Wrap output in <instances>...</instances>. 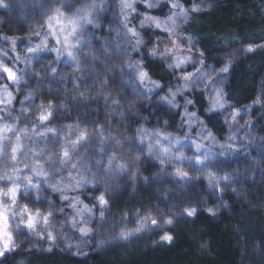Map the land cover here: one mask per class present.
Segmentation results:
<instances>
[{
	"label": "trees",
	"instance_id": "16d2710c",
	"mask_svg": "<svg viewBox=\"0 0 264 264\" xmlns=\"http://www.w3.org/2000/svg\"><path fill=\"white\" fill-rule=\"evenodd\" d=\"M111 1L3 0L0 3V52L1 49L6 50V55L20 70H27L22 87L35 97V104L30 108L35 116L42 107L46 108L51 103L53 112L58 110L73 120L66 131L55 127V133L47 134L45 138L55 142L50 153L45 151L44 146H28L29 149H42L46 155L55 154L56 148L68 145L71 135L76 132L74 137L79 135L77 128L86 129L88 138L82 142L80 156L88 161L89 175L90 172L98 173L97 161L104 155L106 158L99 165L103 169L99 172L100 176L108 167V155H116L118 161L126 165L119 174L126 183L118 185L110 201L111 209L122 213L160 208L167 210L165 198L158 195L161 190L156 183V175L167 168L154 161L146 151L152 143L153 133L174 134V138L180 141L195 138L208 146L218 145L226 152H237L245 135L240 131L236 142H229L230 128L224 120V113L209 111V91L196 87L193 80L189 81V87L182 94L176 96V107L163 101L161 97L184 85L181 75L196 70L200 62L196 59L195 65L188 63L183 69H169L168 64L174 63V60L154 58L149 51L159 40L177 39L184 50L196 54L194 58L203 53L205 69L217 70L224 67L228 57L240 52L231 61L229 71L224 75L226 80L221 83L224 112L259 100L260 107L253 112L255 139L264 142V0H157L151 8L146 4H152V0H128L134 4L136 12L123 9L125 0H113L115 7H111V17L105 25L100 24L84 32L86 43L78 54V64L71 63L67 57V61L64 58L57 60L56 53L48 50L41 52V61L34 64H25L18 59L27 55L21 46L40 42L47 28L45 21L51 7L72 13L94 4L105 3L110 7ZM174 2L181 4L188 16L171 36L154 25L139 27L145 15L168 19L175 12L171 7ZM208 2L212 6H201ZM194 5L200 11L192 12ZM122 12L128 14V26L137 28L144 44L139 50L119 58L111 56L104 37L108 26L127 32ZM97 31H100L98 35ZM37 32L40 36L35 34ZM126 36L128 40L132 39L130 34ZM48 47H57L51 34ZM248 47H252L253 51L244 53ZM51 56L55 57L54 61L49 60ZM137 61L148 72L150 80L161 85L160 88L152 87L147 81L141 83L136 72L127 67ZM43 64L55 66L56 82L49 80L51 77L48 79ZM0 77V86L7 84L12 93L15 111L24 101V94L8 81L2 71ZM123 89L130 90L126 99L115 97L114 94ZM187 100L192 103L188 104ZM127 101L132 102L131 110L122 108ZM186 112L195 113L190 125ZM138 130L147 133L143 144L140 143L141 131ZM124 147L129 152L119 151ZM142 148L145 151H141ZM253 156L256 163L254 170L239 179L237 191L226 199L222 208L213 211L214 214L209 210L195 212L193 216L183 214L165 231L172 237L170 242L162 240L157 234L139 242L113 244L86 253H66L60 247L50 245L51 251H47L49 247L44 250L10 251L0 258V264H264V151L253 152ZM8 161L6 157L2 169L8 168ZM27 163L33 164L31 152ZM44 167L56 177L49 163L45 162ZM175 171L169 170L170 173ZM64 194L73 196L68 192ZM41 196L46 201L51 200L53 216H57L56 207L62 204L60 199L47 193ZM76 199L97 211L98 203L87 197L83 190H77Z\"/></svg>",
	"mask_w": 264,
	"mask_h": 264
},
{
	"label": "rangeland",
	"instance_id": "374dc122",
	"mask_svg": "<svg viewBox=\"0 0 264 264\" xmlns=\"http://www.w3.org/2000/svg\"><path fill=\"white\" fill-rule=\"evenodd\" d=\"M119 1H117V4L119 6ZM157 0H152V4H156ZM112 5V6H111ZM110 7H107L105 3L99 5V7L96 9L97 13L93 12L94 16H97L98 19L96 20L95 24L88 25L84 32L87 29H90L91 27H96L100 24L105 25V23L110 19L112 11L111 7H115V2L111 1ZM202 7H209L212 6L211 3H202ZM88 7H81L77 10H83L87 9ZM185 9V8H184ZM186 10V9H185ZM76 12V11H74ZM72 12V13H74ZM175 12H179V9L176 8ZM72 13H65L66 15H71ZM188 16V12H187ZM167 20V19H164ZM176 22L173 24L171 21L168 23L169 29L174 33L179 26L183 23L185 20V17L183 16H177L175 18ZM108 31L104 37L105 43L104 44L109 45L108 49H111V56L114 55L116 57H123L126 54H131L133 52V49L131 46L126 43L127 36L125 35V32L119 31L117 28H112L108 26ZM100 31L96 32V35H98ZM85 37V34L83 35V39ZM175 41V43H173ZM29 44V43H28ZM28 44H25L21 46V50L25 51L27 53V46ZM153 49L156 51V55H151ZM175 50L177 53V56L180 57V53H183L184 55H191L194 57L196 55L195 53L188 52L184 50V48L181 46L179 41L177 39H162L159 40L154 47H152L149 51L150 55L154 58H158L165 61H172L173 59L169 56V51ZM6 50L1 49L0 52V66H7L9 68H12L13 71L20 70L15 62L13 60H10L9 57L5 53ZM247 49L244 50V53H247ZM240 55V52H235L230 57L227 58L228 61H232L234 58H237ZM41 57V55H40ZM33 59L30 63H36V61H41V58ZM182 58V57H180ZM50 61H54L55 57H52L49 59ZM64 61L65 60L64 58ZM46 63V61H45ZM231 64V63H230ZM44 68H46V71L49 68L55 67L54 65L47 67L45 64L42 65ZM225 66V65H224ZM230 67V66H229ZM202 71H208L212 72L215 70V75L212 76L211 80L205 79L203 81L196 80L195 77L199 76L200 73L196 72V70L190 72V73H184L181 75V78L185 75H190L192 77L195 86L198 84L200 87L204 90H208L209 93L211 92V87L209 85L215 84L216 87L221 88V83L226 80L224 78L221 80V77L225 75V73H220L217 69H205L204 64L199 65L198 67ZM2 71V70H0ZM5 74V73H4ZM55 74L52 72L47 71V77L48 79L51 77L52 79H49L53 82H56ZM17 75H19V72L17 71ZM7 78V74H5ZM217 81H220L219 83H216ZM15 85V84H13ZM15 87L24 94V98L26 95L31 93V99L23 101L21 106L17 110H13V102H11L10 105L6 104V92L5 88L3 86H0V101H4V103H0V108L7 107L10 110V117L12 119L7 120L6 122L14 123L17 126V130L20 128H27L28 129V136L22 137L21 144L23 146V150H28L29 147H41L44 146L45 151H52V148H54L55 142L51 140H47L46 138H40L37 135H35L31 129L35 128L36 132L44 131L45 128H53L55 127L57 129H61L62 131L67 130V126L71 124L73 121L67 114H63L59 112L58 110H55V112L52 111V119L47 121L44 124H41L38 120L39 115L41 114L38 112V115L35 116L33 112L30 110V108L35 104V97L33 93L24 87H22V81L21 83ZM8 92H10L7 89ZM130 93V90L123 89L118 94H114L115 97L120 99H126V96ZM212 101V96H211ZM260 107V101L257 100L253 104L232 109L229 111L224 112V109L222 110H216L219 112L224 113V120L227 123V125L230 128V134H229V142L235 143V139L237 140L238 135L240 134V131L243 132L245 136H243V140H240L241 146L240 149L235 152L234 150H229L228 152L224 151L223 148L220 146H208L206 143L201 144L197 139H191L182 141V146L180 147V151L183 154V157L185 159L183 161H175V162H169L166 164H163L167 169L165 171H162L161 173H158L156 183L157 187L161 190V193L159 192L158 195L160 197L165 198L166 208L167 210L155 209V210H149L146 212H141L138 210L134 211H126V212H117L111 209L110 207V201L113 199V196L115 195L116 189L118 188V185H124L126 183V180L124 178H120V172L121 170L118 168H113L111 171H109V168L107 167L105 174L100 176L99 173H92L90 172V175L96 174L99 176V181L96 184L95 187L92 185H89L87 187L78 189L83 190L85 192L86 196L89 197L91 200L98 203V209L95 211L94 208H90L87 206V209H85V206L78 203L76 205V209H73L69 201H66L62 198V194L58 191L52 190L47 184H42L40 191L32 192L29 194L28 198L20 197L17 199L16 206L15 207H9L7 209V212L9 213V219H8V228L7 230L11 232V235L13 237L12 243L15 244L16 248L15 250H32V249H39L44 250L45 248L49 247L50 245H56L60 247L64 252L66 253H86L93 250H101L104 249V247H107L109 245L118 244V243H127V242H139L143 239H147L154 235H160L162 237L166 232V230L178 219L180 216L186 213L187 209L195 208L196 212L203 211V210H209L212 209L213 211L219 210L222 208L224 202H226V199L229 198L231 195H233L237 191V183L240 178L250 175L254 170L255 163V156H253L254 153L263 152L264 151V142L262 139H255V133H256V125L254 124V118H253V112L257 111V109ZM53 108V107H52ZM123 109L131 110L132 109V102L127 101L125 102ZM54 113V114H53ZM238 113V114H237ZM33 114L32 116H29ZM1 115V113H0ZM2 123V122H0ZM150 129V128H149ZM158 133V132H157ZM168 135L162 134L161 135V144H157L155 147L156 149L163 147H167V140H164V136H171L174 138V134ZM8 135L11 137L10 142L7 143V149L6 153L3 156H0V175H2L4 172H8L10 175L12 174V168L10 167L12 161H11V148L15 144V135L14 133H8ZM77 135V132L75 135H71L70 139H73L74 136ZM241 136V135H240ZM242 137V136H241ZM75 139V137H74ZM175 139V138H174ZM252 139V140H251ZM153 140V138H152ZM249 141V142H248ZM199 143L202 145V149L204 152H211L214 155L211 156L206 161V166H199L194 167L192 166L193 157L196 154L195 153V143ZM208 143V142H207ZM65 146V144H64ZM70 147V145H68ZM174 147L176 145H173ZM28 147V148H27ZM56 148V147H55ZM82 148L83 144L82 142L77 146L75 152L73 153L75 157L72 154V161H84L86 157L80 156L82 154ZM32 149V148H31ZM63 150V148L58 147L55 150V154H50L53 161H58L59 153ZM120 152L125 153L129 152V149L124 147L119 149ZM115 156L116 160L114 161L115 165L121 164L118 161V158L116 155L111 154L108 155V157ZM8 157V168H3L5 158ZM154 161L160 162L159 159L156 158L155 155H152ZM106 156L104 155L103 159H105ZM203 158V157H201ZM22 159L21 152L17 153V160ZM27 162V159H26ZM107 166H108V160H106ZM52 167L53 174L56 175V177L63 175L65 177V181L68 179H71V177L68 176V169L61 167V165L56 162L50 164ZM18 167L23 169L24 164L19 163ZM179 167L182 171L188 173V178H179L177 176L170 175L169 170H173ZM89 168L87 169V171ZM25 171H27L25 169ZM75 171V170H73ZM81 171H84V169H81ZM209 173H213L216 178H221L224 176H228L229 180L227 182L220 180V187H215V182H213V185H209ZM52 176V174H50ZM54 177V176H52ZM78 178V177H77ZM53 182H56L55 180ZM4 182L0 181V187H3ZM49 194V195H55L57 196L60 201L61 205L57 206V216H52L50 218V224L48 228L54 232V235L56 237L54 243H50L47 239H41L36 232H30L28 230H25L22 228L17 230V224L20 219V213L23 209L24 205L27 204L28 208L32 210L33 214L37 210H39L42 214H46L47 212L51 211L53 213L54 206L51 204V200L46 201L41 194ZM69 194H73V196H69L70 200H74L77 197V190L76 191H69ZM101 193H105V199L107 200V204L104 206V210L101 211V207L99 204V201L95 199V197H98ZM37 196L39 199L37 200ZM158 197V196H157ZM11 203L10 201L8 202ZM76 210H81L84 212L83 221H81V217L76 216ZM88 210H90L91 215L89 216ZM15 214V218H11V214ZM75 217L77 222L81 223V226H83L84 223L87 224V227L91 229L90 233L88 235H81L78 228L72 227V220ZM146 217H150V219H145ZM172 219L173 223L171 225L165 224V219ZM155 219L157 220V225L153 226L151 223V220ZM3 221L0 220V231H2ZM141 225H143L141 231L135 232L129 239L122 240L120 239V233L121 232H132L134 229L141 228ZM46 226L42 223L37 226V232H44ZM4 240H6V237H4ZM4 240H0V247L3 246ZM71 245V247H68V245ZM8 253V252H7ZM6 254V253H5ZM1 258V257H0Z\"/></svg>",
	"mask_w": 264,
	"mask_h": 264
},
{
	"label": "snow or ice",
	"instance_id": "6c2138e0",
	"mask_svg": "<svg viewBox=\"0 0 264 264\" xmlns=\"http://www.w3.org/2000/svg\"><path fill=\"white\" fill-rule=\"evenodd\" d=\"M0 3H3V0H0ZM154 5L151 3H147L146 7L151 8ZM98 4L92 5L90 8L83 9V10H77L76 12L72 13L71 15H66L63 11H61L58 7H51L49 13L47 14V19L45 21V24L47 25L46 31L44 32V35L41 37L40 42L37 44H31L29 43L27 46V53L28 55L24 57H18V59H22L25 64H28L33 59L39 58L41 52L48 50L56 53V59L60 60L65 57L69 59V61L73 64H78V54L80 52V49L83 47L84 43L86 41L83 40L84 35V29L88 25L95 24L96 20L98 19L97 16L93 15V12L96 8H98ZM123 9L130 10L131 12H136V8L134 7V4L132 2H128V0H125V2L122 4ZM171 7L173 9L178 8L179 12H172L171 15L168 17L167 20H160L156 17L145 15L142 20L139 22V27L142 29L146 26L151 27L152 25L155 26V28L160 29L162 31H166L169 33V35H172V31L168 27L169 21H171L173 24H175L176 20L175 18L177 16H183L185 19L187 18V10L184 9V7L179 3H172ZM192 12L200 11V9L197 6H193L191 8ZM122 15L124 16L125 25L124 27L127 28V32L125 35L130 34L132 39H129L126 41L133 50H139V48L144 44V41L139 38L140 34L135 26L129 27L128 26V20L129 16L128 14H125L122 12ZM44 25H42V28ZM37 36H40V33H35ZM49 34H51L52 39L54 40L57 47H53L49 49L48 47V37ZM134 40V43H133ZM175 43V41H173ZM13 45L15 46V41H13ZM13 51H15V47H13ZM189 51H191V48H189ZM248 52L253 51L252 47L247 48ZM151 55L155 56L156 51L153 49ZM169 56L174 60V63H169L168 67L169 69H183L186 67L188 63H192L195 65L196 59H199V62L201 65L204 64V61L202 59L203 53H200V57L194 58L191 55H184L183 53H180V57L177 56V53L175 50L169 51ZM231 61H228L224 67H222L219 71L220 73H227L229 71ZM129 69L134 70L136 72V75L141 83H144L147 81L149 84L152 85L154 88H160L161 85L156 84L155 82L150 80L149 74L146 70L143 69L141 63L139 61L136 62L135 65L129 63L127 66ZM0 70H2L3 73L7 74V79L12 84L19 85L21 81H23L24 76L28 75L27 70H17L19 72V75H17V71H13L12 68H9L7 66H0ZM48 72L55 73L56 68L52 67L47 70ZM196 72L200 73L199 76L195 77L196 80L203 81L205 79L211 80L212 76L215 75V70H213L211 73L208 71H202L201 69L197 68ZM185 81L184 85L181 88H178L176 91H170L169 94L165 97H161L163 101L170 104L173 107H176L175 99L178 94H182V92L189 87V81L192 79L190 75H185L182 77ZM225 77H221V80H223ZM2 79V77H0ZM220 81H217L216 83H219ZM196 86H199L198 84ZM211 87L210 95L212 96V101L209 106V111H216V110H222L225 107V101H224V95L222 88L216 87L215 84L209 85ZM5 92H6V104L10 105L12 102V93L7 91L8 85H4ZM151 90V89H149ZM31 93L25 96V101L30 100ZM113 103H116V101H112ZM0 103H4V101H0ZM23 103V101L21 102ZM188 104H191V100H187ZM53 105L51 103L48 104L46 108L42 107L41 114L38 117V120L41 124L46 123L49 121L52 117V109ZM0 113H3V115H0V156H3L7 151V143L11 141V137L8 135V133H14L15 135V144L11 148V165L12 168V174L10 175L8 172H4L2 175H0V181L4 182L3 187H0V220H2L3 226L2 231H0V240H4V237H6V240L3 242V246L0 247V257H3L5 253L14 251L16 246L14 243H12L13 237L11 235V232L7 230L8 228V219H9V213L7 212V209L9 207H15L17 199L20 197L28 198L29 194L32 192H39L41 189L42 184H47L52 190L58 191L62 194V198L66 201H69L73 209H76V205L80 203L78 199L70 200L69 196L64 194L69 191H76L78 189L87 187L89 185H92L93 187L96 186V184L99 181V176L96 174L89 175L88 174V161H72V154L75 152L77 146L85 141L88 138V132L86 129L81 130L77 128L76 130L79 132V135L75 139H70L68 141V145H65L62 152L59 153L58 161H53L51 155H46L44 151L41 150H23L22 151V144L21 140L22 137L28 136V129L27 128H20L17 130V126L14 123L6 122L9 119H12L10 117V110L5 108H0ZM238 114V113H237ZM186 115L188 117L189 125L191 124L192 117L195 116V113H187ZM202 123V122H201ZM31 131L37 135L40 138H45L48 133H55L56 129L53 128H45L44 131L36 132L35 128H32ZM139 136L140 143L143 144L144 140L147 136V133L142 132ZM161 133H153V140L152 143H150L146 149L149 156L155 155L157 159H159L160 163L166 164L169 162H175V161H183L185 157H183L182 152L180 151V147L182 146V141L178 139H174L171 136H164L163 139L167 140V147H161L159 149H156L157 144H161ZM211 135L210 133L208 134ZM195 143V142H193ZM173 145H176L175 147ZM141 151H145V149H141ZM21 152L22 159L17 160V153ZM29 152L33 155V164H28L26 162V159L29 155ZM195 155L193 157L194 163H192V166L199 167V166H206V161L213 156L214 154L211 152H204L202 149V145L199 143H195ZM203 157V158H201ZM108 168L109 171H111L114 167L118 168L120 170H123L126 165L119 164L115 165L114 161L116 160L115 156L108 157ZM47 162L49 164L58 162L61 167L68 169V176L71 177V179H68L65 181V177L63 175H60L58 177H52L50 176L49 172L45 169L44 163ZM19 163L24 164V168L21 169L18 167ZM103 163V158L101 160L97 161V172H102L103 169L99 167L100 164ZM25 169L27 171H25ZM81 169H84V171H81ZM75 170V171H73ZM170 175H176L179 178H186L188 176L187 172H184L181 170V168L177 167L175 173H169ZM78 177V178H77ZM57 182H53V181ZM220 180H223L227 182L229 180L228 176H224L221 178H216L213 173H209V185H213V182H215V187H220ZM63 182V183H61ZM37 200L39 197L37 196ZM99 201L101 211L104 210V206L107 204V200L105 199V193H101L98 197H95ZM11 202L10 204L8 202ZM85 209H87V205H85ZM196 209L191 208L187 209L186 213L187 216H193L195 215ZM209 212H213L212 209H209ZM89 216L91 215L90 210H88ZM53 216V213L51 211L47 212L46 214H42L39 210L33 214L32 210L28 208V205L25 204L23 209L20 213V219L17 224V230H19L22 226L23 229L28 230L30 232H36L37 235L41 239H47L50 243L55 242V235L52 230L48 228L50 224V218ZM76 216L81 217V221H83L84 212L81 210H76ZM11 218H15V214H11ZM150 219V217L145 218ZM43 224L46 226L44 232H37V226L39 224ZM72 227L78 228L81 235H88L91 231L90 228L87 227V224L84 223L83 226H81L80 222H77L75 217L72 220ZM151 223L153 226L157 225V220L152 219ZM165 224L171 225L173 223L172 219H165ZM143 225H141V228L134 229L132 232H121L120 233V239L127 240L129 239L135 232L141 231ZM162 240L170 242L172 240V237L165 233L162 237ZM68 247H71L69 244ZM51 247L47 249V251H51Z\"/></svg>",
	"mask_w": 264,
	"mask_h": 264
}]
</instances>
